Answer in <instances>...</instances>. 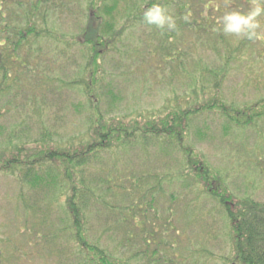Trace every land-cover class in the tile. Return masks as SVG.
<instances>
[{
  "label": "rangeland",
  "instance_id": "374dc122",
  "mask_svg": "<svg viewBox=\"0 0 264 264\" xmlns=\"http://www.w3.org/2000/svg\"><path fill=\"white\" fill-rule=\"evenodd\" d=\"M205 1H209L206 4L209 11L203 9ZM202 2L192 4L194 23L205 26L212 32L209 34L203 29L182 27L166 40L133 21L127 28L119 19L116 29L121 36L100 65L101 86L96 89L100 115L77 84L88 80L82 72L88 52L78 43L87 22L85 4L80 1L65 3L63 9L51 12L52 22L64 33L66 43L57 47L36 46L29 53L23 51L27 58L30 55L32 71L13 68L6 84L0 75V91L4 89L0 92V152L4 147L15 146L38 152L39 147H44L45 137L48 143L60 144L65 149L73 146L80 152V143L93 134L100 120L114 124L112 129L123 126L128 132H135L148 120L168 122L189 110H198L190 115L183 142L149 136L143 144L139 134L129 142L120 137L121 143L103 150L98 159L92 158L84 171L76 168L72 172L86 179L91 196L106 192L107 181L124 186L123 190L113 187V191L105 194L102 201L107 205L93 203L84 212L88 220L86 236L93 244L99 239L122 258H131L139 245L127 243V247L121 248L126 232L120 230L118 211L123 210L126 205L123 202L128 200L119 196L133 192L136 177L152 175L164 180L168 196L167 200L159 201L158 216L165 218L172 214L174 225L169 220L170 225L176 229L168 233V242L175 247L166 251L162 264H238L229 246V227L223 211L208 198L204 187L196 183L197 167L187 168L182 149L192 150V159L206 163L215 181L214 189L219 188L235 200L251 196L264 202V120L238 126L219 108L224 106L227 111L236 109L249 115L253 107L264 101V39L224 31L229 23L227 15H247L256 7L264 10V0ZM17 12L11 6L4 15L13 21ZM127 19L130 21L131 17ZM256 19L259 24L256 31L264 36V11ZM66 45L72 47L67 49ZM16 78L19 79L14 81ZM214 103L217 104L213 106ZM257 108L255 114L259 112ZM60 164L46 162L38 170L45 174L47 168L55 169L49 175L47 187L36 188L31 182L20 185L13 176L0 173V264H58V261L68 264L66 255L56 258L49 248L41 251L35 244L29 245L30 241L43 243L33 236L41 237L50 230L53 235L55 230L69 224L64 205L70 198L66 195L69 185L62 181L65 174L63 168L58 169L62 167ZM82 192L85 199L87 195ZM136 197L134 194L133 198ZM23 199L37 209L34 214L37 220L24 207ZM26 221L35 230L32 234L22 228ZM64 235L66 231L59 242L67 240ZM64 247L73 249L74 244L66 242Z\"/></svg>",
  "mask_w": 264,
  "mask_h": 264
},
{
  "label": "trees",
  "instance_id": "16d2710c",
  "mask_svg": "<svg viewBox=\"0 0 264 264\" xmlns=\"http://www.w3.org/2000/svg\"><path fill=\"white\" fill-rule=\"evenodd\" d=\"M72 1H80L81 4H85L87 14L86 26L78 37V43L79 46L86 48L88 52L86 65L82 68V72L86 74L88 80L78 81L77 84L82 88L84 94L89 97L90 103L96 108L98 115H100V96L96 93V89L101 86L99 79L102 67L100 65L103 57L121 36L120 31L117 32L116 29L119 19L123 20L122 23L126 24L125 27L127 28L129 22L133 21L141 27L152 30L157 36L165 37L166 40L172 38L170 33L175 34L176 31L182 30V27L194 28L195 30L203 29L207 34L212 33L205 26L200 27L198 23H194L196 18H194L195 9L192 4L196 5L202 0H186L184 2L183 0H0V75L4 83L9 82L11 78L10 71L13 68L14 70H27V73L32 71L29 66L30 55L27 58V55L22 54L23 51L29 53L32 50L31 48L36 46L44 47L54 44L57 47L66 43L64 33L59 30V26L53 24V17L50 15L51 12L57 11V8L63 9L65 3L69 4ZM207 2L209 1L202 2V5L203 9L209 11L210 9L206 8ZM157 4L166 8L167 12L174 14L175 29H161L144 21L146 10ZM11 6L19 10L16 20L13 21H9V17L6 18L4 15ZM127 17H131L130 21ZM190 18H193L191 22L188 20ZM65 47L70 49L72 45H66ZM168 55L169 57L172 56L170 53ZM17 79L19 78L14 81ZM2 91L4 89L0 92ZM215 104L217 103H214L213 106ZM257 106L259 112L255 114L254 110ZM219 108L222 109L221 113L227 114L228 118L232 122L235 121L238 126H249L257 123L258 120H264V101L253 107L249 115L236 109H230L231 112L227 111L224 106ZM197 111V109L195 112L189 110L183 116L173 118L168 122L148 120L142 128L138 127L139 129L135 132H128L123 126L120 127L121 129H112L115 127L114 124L110 125L100 120L99 123H96L99 126L93 134L88 138L86 136V140L80 143L82 149L80 152L76 148L74 149L73 146H70V148L68 146L65 149L60 144L48 143L46 137L42 140L44 147H39L38 152L26 147H4L0 152V173L13 176L20 185L30 184L31 182V185L36 188L44 185L47 187L49 175L54 174L53 171H56L52 167L47 168L46 175L38 172L42 168L41 165L46 162L52 165L61 163L62 167H58V169L63 168L65 174L62 181H66L69 185L66 195H70V198L68 196L66 204H64L66 215L69 217V224L64 225L61 230H55L53 235H51L50 230V232H44L41 237L33 236L34 240H41L43 243L39 245L38 241H30L29 245L33 247L35 244L41 251L49 248V252L55 254L56 258H64V255H66L65 259L68 264H138V262L141 264L142 261H146L145 264H162L166 257V251L175 247L168 242V233L176 230L170 225L169 220L174 225L172 214L165 218L158 216L159 201L168 199L163 188L164 180L152 175L142 178L136 177L133 181V192L126 191L125 194L129 195L119 196L128 200V203L123 202L126 204L123 210L118 211L120 230L126 232V236L121 241V243L123 242L121 248L127 247V243L139 245L138 249L131 253L133 255L131 258H122L114 250L111 251L110 248L102 245L99 239L97 243L93 244L90 238L86 236L88 220L84 212L87 208L93 207V203L100 205L102 202L107 205L105 201H102L105 194L108 195L107 192L113 191V187L123 190L124 186L107 181L104 183L107 185L106 192L91 196L88 193L91 188L86 184V179H83L80 175H77L78 177L74 176L72 172L76 168L84 171L83 168L90 166L92 158L98 159L99 153L103 150L107 151L113 144L121 143L120 137H124L129 142L139 134L142 138L139 141H142L143 144L147 143L149 136L154 139H160V136H164L163 138L166 139H178L183 142V135L186 134L184 130L188 127L191 119L190 115ZM172 122L175 125L171 126ZM182 150L186 154L185 157H187V168L197 167L198 172L194 176L196 183L198 182L204 187V192L208 198L213 199L218 208L223 211V218L227 228L229 227L228 239L230 240L229 246H231L234 253V262L238 264H264V202H259L255 198L252 199L251 196L242 200H235L234 196H230L226 192H220L219 188L214 189L213 183L215 181L211 177L206 163L202 159L201 161L197 158V160L192 159V150ZM82 190L87 195L85 199ZM134 194L137 195L136 198H133ZM173 197L171 195L170 199L173 200ZM22 202L25 203L24 207H27L33 214L32 217L35 218L34 214L37 209L28 205L25 199ZM175 202V200L172 201V204L168 207L169 212H171ZM111 208L118 209L117 206H111ZM201 218L204 219L205 216H201ZM35 220H37V217ZM22 228L28 235L35 232V230H32L33 228H29L28 221ZM65 231L64 238L67 236V240L63 239L62 242H59ZM66 242H72L74 244L73 249L68 248L66 250V247H64ZM66 253H68V256ZM1 254L0 250V259ZM58 264H64V262L58 261Z\"/></svg>",
  "mask_w": 264,
  "mask_h": 264
},
{
  "label": "clouds",
  "instance_id": "9594fccd",
  "mask_svg": "<svg viewBox=\"0 0 264 264\" xmlns=\"http://www.w3.org/2000/svg\"><path fill=\"white\" fill-rule=\"evenodd\" d=\"M260 7H256L247 15L240 13H232L227 15L225 19L229 22L225 28V33H234L237 35H245L249 39L257 38L264 39L257 33L256 29L259 27L257 17L262 14ZM167 10L162 5H155L146 10L144 14V21L149 25H155L163 29L167 26L168 29H175L176 24L172 16L166 14Z\"/></svg>",
  "mask_w": 264,
  "mask_h": 264
}]
</instances>
